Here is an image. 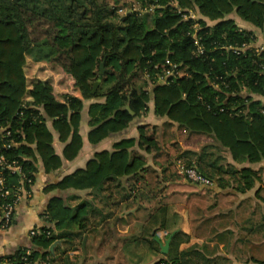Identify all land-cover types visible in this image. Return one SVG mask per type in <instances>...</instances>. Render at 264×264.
I'll return each mask as SVG.
<instances>
[{
  "label": "trees",
  "instance_id": "1",
  "mask_svg": "<svg viewBox=\"0 0 264 264\" xmlns=\"http://www.w3.org/2000/svg\"><path fill=\"white\" fill-rule=\"evenodd\" d=\"M137 3L138 9L129 6L120 14L121 7H111L105 0H0V127L10 133L8 137L0 133V158L14 162L30 180L28 202L39 171L59 170L62 158L70 161L80 150L85 103L90 144L119 135L130 125L136 128V136L115 142L111 152L95 153L83 169L47 184V192L96 191L142 171L144 155L135 150L159 153L154 128L147 133L150 104L154 117L216 143L199 152L185 150L178 157H194L186 159L185 167L196 169L211 186L227 184L226 175L238 180L243 192L258 180L259 170L224 167L223 156L210 149L224 151L232 165L263 166L264 45H256L254 32L239 27L234 18L264 32V0ZM245 43L253 47L241 50ZM78 50L83 54L76 58ZM28 55H37L68 74L79 97L63 94L58 100L40 93L38 104L25 101ZM96 81L99 84L92 92ZM47 122L64 144L61 157L54 152ZM4 175L13 184L19 178L15 173ZM41 217L43 224L31 229L39 234L28 235L30 254L22 247L0 258V264L49 259L51 244L71 235L75 213L60 199L50 198ZM156 226L175 229L165 208L150 216L142 230L149 234ZM180 241L187 242L183 232L173 236L168 253L157 262L208 264L203 253L192 248L179 251ZM148 242L157 253V244Z\"/></svg>",
  "mask_w": 264,
  "mask_h": 264
},
{
  "label": "crops",
  "instance_id": "2",
  "mask_svg": "<svg viewBox=\"0 0 264 264\" xmlns=\"http://www.w3.org/2000/svg\"><path fill=\"white\" fill-rule=\"evenodd\" d=\"M234 19L239 27L254 32L256 45H264V32L256 31L239 19ZM60 73V70L57 73L55 71V76L51 79L53 91L49 90L51 86L42 84V94L58 100L63 94L79 97L73 83L69 80L64 82ZM69 85L72 87L67 90L66 86ZM24 100L39 103L38 97L26 96ZM87 104L85 103L79 128L82 140L80 150L70 161L62 158L59 170L50 174L39 171L31 200L18 206L13 226L7 232H0V258L11 255L22 247L29 249V231L43 224L41 214L49 199L56 197L64 207L73 209L75 223L69 230L71 234L69 237L56 239L51 244L48 250L51 264H156L161 258L160 250L158 247L156 253L148 240L163 244L166 239H158L155 234L159 231L169 233V230L156 226L155 230L147 234L142 228L149 225L150 216L155 215L159 208L167 210L171 227L176 224V228L170 233L183 232L187 236V242L180 241L179 251L183 248H192L195 252L203 253L202 258L208 260V264L262 262L259 259L264 257V253L259 252L264 250L258 247L260 244L258 241L264 242V233L259 234L257 226L258 222L264 224L262 200L264 188L253 185L242 192L239 184L205 187L185 180L170 181L166 178L169 172H166L165 168L154 169L149 164L153 162L159 167L164 165L161 150L158 154L153 152L145 154L142 171L123 177L115 183H107L100 190L45 191L44 187L47 184L56 182L77 169H83L87 161L93 159L95 153L111 152L115 142L136 136V128L130 125L119 135L109 136L96 145L90 144L87 139L89 132ZM149 108L146 124L150 128L172 130L180 127L164 118L154 117L152 104ZM47 126L53 135L54 152L61 157L64 144L58 141L57 134L51 129L49 122ZM179 133L183 141L191 142L197 137V134H190L186 130H179ZM181 147L183 151L190 148L185 145ZM223 178L227 181L228 176L225 175ZM165 193L173 194L170 197H175L177 204L171 202L168 206ZM52 232L58 233L54 225ZM250 242L258 244L255 243L251 248Z\"/></svg>",
  "mask_w": 264,
  "mask_h": 264
},
{
  "label": "rangeland",
  "instance_id": "3",
  "mask_svg": "<svg viewBox=\"0 0 264 264\" xmlns=\"http://www.w3.org/2000/svg\"><path fill=\"white\" fill-rule=\"evenodd\" d=\"M116 0H105V2L109 5V6H116V7H121L120 10L118 11L120 14L124 13L126 8L131 6L134 9H138L139 5L137 3V0H118V4H115ZM241 25V24H240ZM83 54V51L78 50L74 52V55L76 58L81 57V55ZM60 70V74L63 77V81L64 82H68V80L73 83L72 78L66 74L65 72H63L58 66L50 64L49 62H47L44 59H41L39 56L37 55H28L26 57V62H25V66H24V71H25V77L27 80V98H37L39 97V94L42 93L43 88H42V84L43 85H49L51 86V79L53 76H55V71L57 73V71ZM62 84V83H61ZM67 90L71 89L72 86H66ZM53 86H51V89H49L50 91L52 90ZM56 88V87H55ZM54 89V88H53ZM64 89V87H63ZM179 130L184 131L185 129L181 128V127H176L173 128L172 130H167L166 128H161V130H155L153 129L154 135L156 137V140L158 142V146H159V151L161 152V155L163 156L162 162H163V166L159 167L157 166L155 163H149L154 169L160 168V170L162 168H165L166 172H169V176L166 177L168 178V180L172 181V180H176V181H180V180H184L182 174L179 173V165H185L186 163V159H191V160H195L194 157L193 158H189V157H185V158H180V160L178 159V157L181 155L183 151V148L181 147L182 145H185L187 147H190L189 150L190 151H194V152H199L201 150V148L203 146H205V144L203 143H207L206 145H214L216 144L211 138H209L208 136L205 135H199L197 134L196 136L199 137V139L196 140L197 137H195L193 140H191V142H189V140H185L183 141V139L181 138L182 135L180 136ZM152 130L150 128V126H148L147 129V133H150ZM161 132H163V135H161ZM159 133V134H158ZM157 134V135H156ZM188 135V133H187ZM189 138V137H188ZM161 139V140H160ZM201 140V141H199ZM179 142L181 143V145H179ZM197 149V150H196ZM220 154V156H223V160H221L222 162H220L221 164H223V166L225 167V165L227 164L228 166L231 165L232 168L234 169H239L241 166H249L251 167L253 170L257 169V171L259 170L258 174V180L254 181V185L258 186L259 188H264V163L261 164L263 165L261 168H258V165H247V164H243V165H232V162L229 160L228 155L224 152V151H218L215 149H210V151H212ZM136 153H138L139 155L143 154L145 156V154L143 151L140 150H135ZM154 153V151H152ZM157 157V156H156ZM193 162V161H192ZM149 168H151L149 166ZM238 180L235 181L234 178L230 179L228 178L227 184H237ZM261 190V189H260ZM264 191V190H263ZM166 197V203L169 204L171 202H173L174 204H177L176 201L177 199L175 197H170L173 196V194H167ZM146 195V194H145ZM142 196L141 197H146V196ZM138 198V197H137ZM262 200L264 201V198H262ZM165 202V199L163 200ZM163 203V202H162ZM172 203V204H173ZM175 209V208H174ZM174 227V226H172ZM257 230L258 233H264V224L261 222H258V226H257ZM176 228V224L175 227ZM249 228H253V227H249ZM170 231V230H169ZM165 232V231H164ZM264 235V234H263ZM168 237V234L166 237L163 236L164 239H166ZM259 244V248H263L264 250V242L263 241H258ZM258 242H250V246L251 248H253V245H255V243L258 244ZM208 253V252H206ZM259 253H264V252H259ZM263 256V255H262ZM262 262L258 263L256 262L255 264H264V257H262L261 259ZM253 264V263H251Z\"/></svg>",
  "mask_w": 264,
  "mask_h": 264
},
{
  "label": "built area",
  "instance_id": "4",
  "mask_svg": "<svg viewBox=\"0 0 264 264\" xmlns=\"http://www.w3.org/2000/svg\"><path fill=\"white\" fill-rule=\"evenodd\" d=\"M259 46V45H258ZM253 47L250 44H243L241 50ZM168 76H171L172 73H167ZM0 133H4L5 137L10 135L9 131L5 128L0 127ZM15 173L18 175L17 183H9L5 177V173ZM179 173L182 174L184 180L203 186H211L212 182L197 172L196 169L192 167H185V165H179ZM30 180L26 178V176L21 172V169L14 162L8 163L3 158H0V232H7L14 223L16 213L18 210V206L22 204H26L30 199L31 195L27 188V184H29ZM39 234L38 231L30 230L28 235L35 236ZM49 232H47V235ZM156 238L161 239L167 236V232L159 231L155 234ZM30 249L25 251L26 255L30 254ZM21 264H51L48 258L44 260H37L35 262H31L26 258H22ZM156 264H170L165 260H161Z\"/></svg>",
  "mask_w": 264,
  "mask_h": 264
},
{
  "label": "water",
  "instance_id": "5",
  "mask_svg": "<svg viewBox=\"0 0 264 264\" xmlns=\"http://www.w3.org/2000/svg\"><path fill=\"white\" fill-rule=\"evenodd\" d=\"M99 73L100 74H103V65L102 64L100 66ZM98 84H99V81H96L93 84V86H92V92L95 91V89L97 88ZM126 109L128 110V108H126ZM175 233H176V231L170 233L169 236L166 238V240L164 241L163 244L160 243V242H157L161 255H166L168 253V248H169L170 242L172 240V237L175 235Z\"/></svg>",
  "mask_w": 264,
  "mask_h": 264
}]
</instances>
